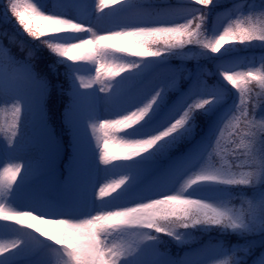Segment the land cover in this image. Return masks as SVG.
Returning <instances> with one entry per match:
<instances>
[{
  "label": "snow or ice",
  "instance_id": "snow-or-ice-1",
  "mask_svg": "<svg viewBox=\"0 0 264 264\" xmlns=\"http://www.w3.org/2000/svg\"><path fill=\"white\" fill-rule=\"evenodd\" d=\"M3 2L0 264H264V0Z\"/></svg>",
  "mask_w": 264,
  "mask_h": 264
},
{
  "label": "trees",
  "instance_id": "trees-1",
  "mask_svg": "<svg viewBox=\"0 0 264 264\" xmlns=\"http://www.w3.org/2000/svg\"><path fill=\"white\" fill-rule=\"evenodd\" d=\"M3 7H4V2H3V0H0V12H2ZM0 27L7 28L9 32H12L14 30L12 24L0 25ZM25 39L28 40L29 38H27L26 35H25ZM4 43H5L6 46L11 48L12 53L14 55L18 56V58L22 59L24 57L25 53L21 52L17 46L8 45V41L7 40H5ZM262 52H264V49H260L258 47L248 50L249 54L255 53L257 56H259ZM45 59H48L46 52H44L42 54V58L41 59H38V60L35 61L36 70L41 72V73H44V71H45V63H44ZM170 63L175 66V65H178L180 63V61L178 59H172L170 61ZM186 66L188 68H192V67H194V62L193 61H189V62H187ZM53 83H55V81H53ZM67 99H68L67 96L59 97L55 90H53V92L51 94V97H50V100H49L50 111L48 113L49 118H50L49 119V123L53 127H56L57 129H59V126L61 124L63 107L67 103ZM65 139H67L66 136H65ZM245 191L251 193V189H245ZM197 235H199V234H197ZM165 239H168V238H165ZM210 239H212V240L223 239L226 243L227 242H235V240H236L235 237H221L217 232L213 231L212 233H210L208 235L202 236L199 239L197 244H193V245H190V246H185L184 248H177L175 244L169 243L167 247L171 251L173 256H175L177 254L181 255L182 252L184 251V249H186L187 247L204 244L207 241H209ZM161 250H163V248ZM259 251H260V249L258 248L256 250V253L254 254V256L256 254H258ZM254 256L250 257L249 261H251V259H253ZM209 262H210V264H212L211 260Z\"/></svg>",
  "mask_w": 264,
  "mask_h": 264
},
{
  "label": "rangeland",
  "instance_id": "rangeland-1",
  "mask_svg": "<svg viewBox=\"0 0 264 264\" xmlns=\"http://www.w3.org/2000/svg\"><path fill=\"white\" fill-rule=\"evenodd\" d=\"M107 42H108V43H111V44H118V41H114V40H109V41H107ZM15 56H16V55H15ZM17 58H18V56H17ZM168 75H169L168 72H166V71H164V70H159V69H158V70H156V71L151 72V73L146 77L144 83H145V85H147V86H151V84H152L153 82L162 81V80L166 79V78L168 77ZM109 179H111V177H110ZM105 182H107V181H105V180H101L99 183H105ZM2 226H3V222H0V227H2ZM6 231H7V230H6ZM198 246H199V245L191 246V247L186 248V249L182 252V255H183L184 252L189 251L191 248H196V247H198ZM209 264H210V262H209Z\"/></svg>",
  "mask_w": 264,
  "mask_h": 264
}]
</instances>
